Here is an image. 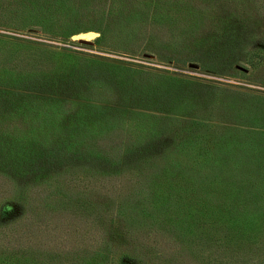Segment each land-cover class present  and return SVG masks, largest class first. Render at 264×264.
I'll use <instances>...</instances> for the list:
<instances>
[{"label": "trees", "instance_id": "16d2710c", "mask_svg": "<svg viewBox=\"0 0 264 264\" xmlns=\"http://www.w3.org/2000/svg\"><path fill=\"white\" fill-rule=\"evenodd\" d=\"M94 1L0 0V27L9 30L0 33V264H264L263 169L214 165L211 156L218 161L222 154L204 148L182 152L183 159L164 154V148L150 147L154 133L140 121L121 126L135 137L124 144L129 148L109 149L106 135L117 128L116 113L109 111L118 110L65 97L121 105L120 74L106 80L101 72L97 78L89 61L57 52L62 63L74 62L51 75L36 68L40 59L27 44L42 43L28 33L37 27L51 39L87 24L100 31V41L135 48L137 29L149 27L143 52L198 46L226 73L243 57L264 62L263 41L247 46L260 40L255 34L236 45L244 23L264 17V0H108L97 18ZM174 11H187V21ZM204 17L212 26L205 33ZM164 31L168 35L159 34ZM14 58L22 62L16 65ZM4 86L61 98L42 105V96L28 101L29 95L23 99ZM186 108L183 116L199 114ZM205 116L218 113L204 108L198 120L188 116L184 133H195L193 143L222 140L201 128ZM158 234L164 242L153 241Z\"/></svg>", "mask_w": 264, "mask_h": 264}, {"label": "rangeland", "instance_id": "374dc122", "mask_svg": "<svg viewBox=\"0 0 264 264\" xmlns=\"http://www.w3.org/2000/svg\"><path fill=\"white\" fill-rule=\"evenodd\" d=\"M94 2L93 12H95L96 18L103 16L108 0H104L102 3L98 0ZM167 5L175 6L173 2ZM174 12L176 15L183 14L180 19L187 21L186 14H189L187 11L183 13ZM240 15V20H246L245 15L242 13ZM187 17L193 19L190 20L193 23L196 20L199 21L195 17L188 15ZM145 19L148 21L149 16H146ZM257 21L249 25L246 24L247 22L244 23L246 27L241 28L244 34L243 40L236 41V45L238 44L237 49L242 45L241 41L247 43L250 34H255L258 37L257 39L260 40L249 42L247 46H258L257 42L259 41L264 43V17L260 20L257 19ZM200 22L203 23L201 32L205 33L208 29H212V26L209 25L211 19L204 17ZM216 24L218 25L217 22ZM78 27H80L78 32L65 38H47L44 34L40 35L41 30L39 27L28 32L30 35L32 34L31 39L41 41L40 44L27 43L18 39L11 40L20 41L23 45L30 43L31 52L36 53L38 59H40L36 68H42V71H48L51 75L55 71L59 75L69 66L68 64L74 62V59L73 62L71 59H67L65 63H62L60 60L61 54H57V52H62L65 55L69 54L67 55L69 58H73V55L78 56L80 63L84 60L89 61L90 68L96 73L97 78L101 72L104 73L106 80H114L120 74L121 80H124V84L120 86L122 88L121 92L124 93L121 105L65 97L68 101L73 100L76 103H96V106L98 104L102 105L101 108L104 106L118 110L115 112L109 111L111 114L116 113L115 124L117 125L113 132L106 135L109 139H112L107 142L109 149H112L114 145L121 149L126 142L134 141V135L121 126L132 121L135 123L140 121V127L149 134L154 133L156 141L150 147L158 150L164 148V154L173 153L179 155L178 159H183L182 152H196L204 148L211 155H215L213 152L222 154L219 156L218 161L215 159L216 156H211L212 158L208 162H212L214 165L219 164L222 167L249 165L264 170V62L261 65L252 64L251 61H256L252 59L253 57L250 56L248 59L243 57L236 62V66L230 67L228 72L221 73L218 68L219 63L212 61L213 58L198 49V46H194L197 50L190 47L191 49L183 52L159 47L157 50L151 48L149 52H143L141 42L149 39L147 34L149 33V27H139L137 29V34L133 38L138 43L135 48L132 46L126 47L123 43L109 44L100 41V31L87 24ZM84 27L86 28L84 29ZM2 28L4 27H0V33L2 34L9 31ZM163 29L167 30L164 27ZM159 34L164 36L168 35V32L164 31ZM79 37L89 39L93 43L91 45L79 43ZM187 38L193 41L192 36L187 35ZM259 46L264 49V44ZM28 48L29 46H23L21 50H28ZM39 49H42L40 50L41 55ZM20 62L22 61L13 59V63L16 65ZM23 65L25 66V64ZM4 89L22 92L24 94L23 99L29 95L30 97L25 99L28 101L34 100L37 102L39 97L42 96V101L37 102L42 105L43 102L58 104L59 102L56 100L61 98L58 94L50 95L34 93L32 90H14L7 86H4ZM18 96L22 97L21 95ZM183 96L185 99L182 101L179 97ZM177 105H179L180 110ZM186 107L192 108L194 112L199 111V114H188L192 120H198L197 117L204 108L213 109L217 112V117H211L214 119L205 116L202 120L204 125L199 127L205 128L208 126L222 140L217 141L215 138V143L209 140L202 143H193L192 141L195 139L190 138V136L195 135V133H184L190 129V126H188L190 117L183 116L187 114ZM30 114L37 118L45 117L42 113L35 115L33 111ZM1 117L4 116L1 115ZM14 118L16 117H12V119ZM176 136L181 139L177 138L174 143ZM127 148H129V145L121 151ZM238 152L242 155L239 156ZM233 157L237 159L235 160ZM181 163L187 164L184 160ZM259 176L264 180V174ZM163 240L160 234L153 238V241L162 242ZM162 245L166 244L162 243ZM163 248H167V245ZM37 253L40 254V252ZM251 254H245V263L249 260Z\"/></svg>", "mask_w": 264, "mask_h": 264}, {"label": "water", "instance_id": "95a60500", "mask_svg": "<svg viewBox=\"0 0 264 264\" xmlns=\"http://www.w3.org/2000/svg\"><path fill=\"white\" fill-rule=\"evenodd\" d=\"M78 42L82 43V44H87V45H91L93 43L91 40L85 39V38H82V37L78 38Z\"/></svg>", "mask_w": 264, "mask_h": 264}, {"label": "bare ground", "instance_id": "6f19581e", "mask_svg": "<svg viewBox=\"0 0 264 264\" xmlns=\"http://www.w3.org/2000/svg\"><path fill=\"white\" fill-rule=\"evenodd\" d=\"M89 35V34H88Z\"/></svg>", "mask_w": 264, "mask_h": 264}]
</instances>
